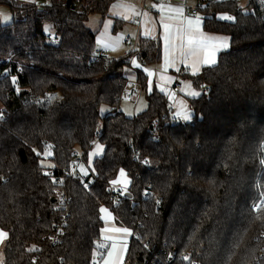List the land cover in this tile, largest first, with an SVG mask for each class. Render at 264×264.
I'll use <instances>...</instances> for the list:
<instances>
[{"label": "trees", "instance_id": "16d2710c", "mask_svg": "<svg viewBox=\"0 0 264 264\" xmlns=\"http://www.w3.org/2000/svg\"><path fill=\"white\" fill-rule=\"evenodd\" d=\"M114 1L0 0L11 12L10 23L0 18L5 264H94L101 207L132 231L125 264H264V0L200 5L205 30L230 36L231 48L194 79L204 92L189 101L190 122L172 117L166 92L144 71L136 80L146 110L133 117L121 110L129 84L123 71L134 58L158 63L162 47L141 39L125 57L99 51L87 22L106 17ZM221 13L233 21L219 20ZM102 106L110 108L106 116ZM97 143L104 152L90 164L92 175L71 176L75 154L88 162ZM47 145L52 167L42 162ZM121 168L131 183L117 203L108 182ZM59 182L68 196L63 210Z\"/></svg>", "mask_w": 264, "mask_h": 264}, {"label": "crops", "instance_id": "0c3cea01", "mask_svg": "<svg viewBox=\"0 0 264 264\" xmlns=\"http://www.w3.org/2000/svg\"><path fill=\"white\" fill-rule=\"evenodd\" d=\"M36 1V0H35ZM32 1L30 3H35ZM244 1V0H243ZM200 3L199 0H166L163 3H157L155 0H115L109 8L108 14L106 17H103L98 14H93L89 17L88 26L97 32V45L99 51L108 55L109 57L113 58H120L129 55L133 52V49H138L139 43L141 39H158L161 43L162 47V56L161 60L153 65L144 66L141 65L136 58L137 62L136 65L132 64V67L128 70L134 74L127 75L129 79L128 90L132 92L136 89V96L133 97V100H139L140 97H144L145 93L142 91L140 86L137 84L136 76L138 71H143V69L147 68L153 72V75L149 77L150 85L156 84L160 89L166 92L168 102L170 107L172 108V117L177 121L183 122H190L184 121L182 118H178L176 113L180 112V103L184 101L185 104L190 108V99L192 97L186 95L188 91V86L191 85L192 89L196 91H200L202 94L204 90L199 89L194 79L198 75H200L204 68L206 67H213L205 65L201 63L198 66V70L195 74H193L192 68V57H189L187 60H181L179 58V51L178 45L181 43L180 39L177 37L176 29L181 25V23L186 24L188 19H192L195 21L196 17L200 18V32L206 38H227L228 47L221 48L217 51V63L219 57L222 53L228 52L231 48V37L226 34L209 32L205 30L204 24L207 16L203 14V12L199 9ZM246 5V3H244ZM163 6V7H162ZM181 9V12L177 13L175 9ZM198 10V14H193L192 10ZM229 16L228 14H218L217 18L221 21H228L231 22L232 20H228L224 17ZM164 23H168L170 25L169 30V44L168 48L170 50L171 55L177 57V60L174 64H170L165 67V30L161 21ZM130 37L132 39V45L126 43L125 39ZM185 49H187V38L185 37L184 40ZM107 45V46H106ZM183 70H186V73H182ZM136 72V74L134 73ZM180 84L178 91H172L173 87L176 83ZM151 87V86H150ZM201 94V95H202ZM137 97V98H136ZM146 100V98H145ZM147 103V101H146ZM194 116L193 110H191ZM137 114V113H136ZM134 114V116L136 115ZM104 147L97 143L94 145L93 149L89 153V160L88 164L90 165L94 158L99 157L103 154ZM85 171L86 168L83 167ZM82 175L83 172L81 173ZM128 177V176H127ZM129 179V178H128ZM130 185V184H129ZM128 185V187H129ZM116 187V186H115ZM117 188V187H116ZM128 189V188H127ZM107 208V207H105ZM109 209V208H108ZM110 211V209H109ZM111 212V211H110ZM113 214V213H112ZM103 217V213H101V218ZM103 221V229L105 228H126L119 224L115 219L113 214V218L108 220L102 219ZM105 235H111L117 241V247L119 248L120 242L126 240L127 247L126 250L122 254V258L120 264L126 263V257L129 250L130 241L132 238V231L130 230V234L125 237L121 233H101V238L99 242V247L95 250V258L93 257L94 264H104V261L108 259L107 253L110 250L112 241L111 240H104ZM7 242V241H6ZM6 245V243H5ZM5 245L0 247V253L3 254L5 260ZM106 249V253H103V250ZM103 254V255H101ZM115 259V257H112Z\"/></svg>", "mask_w": 264, "mask_h": 264}, {"label": "snow or ice", "instance_id": "6c2138e0", "mask_svg": "<svg viewBox=\"0 0 264 264\" xmlns=\"http://www.w3.org/2000/svg\"><path fill=\"white\" fill-rule=\"evenodd\" d=\"M163 7V6H162ZM177 13L181 12V9H175ZM0 16L4 18V22L8 23L10 21V17L5 15L4 13L0 12ZM228 20L234 19L231 16L224 17ZM163 28L165 30V67H167L170 64H174L177 60V57L174 55H171L170 50L168 48L169 44V30L170 25L168 23H164V21H161ZM200 18L196 17L195 21L192 19H188L186 24L181 23V25L176 29L177 31V37L180 39L181 43L178 45V51H179V58L181 60H187L189 57H192V68H193V74H195L198 70V66L203 63L208 66H212L217 64V57L216 53L221 48H227L228 47V41L227 38L219 39V38H206L203 36V34L200 32ZM46 32L49 31L47 27L44 29ZM185 37L187 38V49H185L184 40ZM107 46V45H106ZM133 65H137V62L135 60L132 61ZM147 73L149 77L153 75V72L147 68L143 69ZM16 77H12L13 82L16 81ZM200 91H196L195 89L191 88V85L188 86V91L186 92V95L192 97L193 99L198 98L201 96ZM180 112H177L176 115L178 118H182L184 121H192L193 119V113L188 108V106L185 104L184 101H181L180 103ZM4 119V114L0 113V120ZM201 119H203V116H201ZM51 148V145H47L43 151V155L45 157L51 155V153L48 151V149ZM33 152L36 153L37 156L41 155L40 152H37L35 148L32 149ZM262 164H264V160L261 161ZM145 164H150V161L145 159ZM93 172L96 171L95 168L92 169ZM84 175H88L87 171H84ZM47 175V173H46ZM53 182H56L55 180ZM109 184L115 186L120 184L121 187L119 191L126 192L128 185L131 183V181L127 177V173L123 168L119 170V177L117 179L110 180L108 182ZM88 185L85 184V187ZM156 204L159 205L161 201L157 199ZM261 203L264 204V199L261 200ZM258 205H253V208L256 209ZM100 212L104 213L105 215L102 217V219L108 220L110 218H113L112 212L109 211L108 208L101 207ZM102 233H121L125 237H127L130 234V229L128 228H105L101 230ZM104 240H111L112 244L110 247V250L107 253L108 259L104 261V264H120L122 254L126 250L127 243L126 240L120 242L119 248L117 247V241L115 238L111 235H105ZM9 239V232L5 231L4 229L0 228V247L4 246L6 241ZM99 247V245H98ZM145 248L148 247L147 244L144 245ZM96 253H93V257L95 258ZM103 255V254H101ZM112 257H115V259H112ZM185 260L188 259V257L184 258ZM0 264H5V260L3 257V254L0 253Z\"/></svg>", "mask_w": 264, "mask_h": 264}, {"label": "built area", "instance_id": "2783aa9c", "mask_svg": "<svg viewBox=\"0 0 264 264\" xmlns=\"http://www.w3.org/2000/svg\"><path fill=\"white\" fill-rule=\"evenodd\" d=\"M157 3H163V2H165L166 0H155ZM200 1V3L202 4V5H207V4H210V3H215V2H217V1H219V0H199ZM252 0H244V2L247 4V3H249V2H251ZM193 14H198V10L197 9H195V10H192L191 11ZM47 38H48V40L51 42V43H55V38L51 35V34H49L48 36H47ZM125 41H126V43L127 44H129V45H132V39L130 38V37H127L126 39H125ZM140 64L141 65H144L142 62H140ZM182 73H186V70H183L182 71ZM179 87H180V84L177 82L176 84H175V86L173 87V89H172V91H178V89H179ZM136 92V89H134L132 92H131V94H133V93H135ZM130 95V93H129V91H125V93H124V97H128ZM81 166H83V167H85L86 168V170H87V172H88V175L89 174H91V169H90V165L87 163V161L85 160V158L82 156V155H80V154H75V156H74V159H73V161H72V163H71V167H72V172H71V176H73V177H77V178H81V179H84L85 178V175H82L81 173H80V167ZM54 170H51V171H49V175L51 176V177H54ZM92 175V174H91ZM61 185V186H60ZM58 186H59V188H60V192H59V197H58V208L60 209V210H63L64 208H65V204L68 202V196H67V193H66V190H65V187L64 186H62V183H58ZM109 192H110V194H111V198H112V200H114L115 202H119V201H121V196L124 194V192H122V191H119V188H116L115 186H113V185H110V187H109ZM67 221H68V218H64V221H63V223H62V226L61 227H56L55 228V231H54V233H53V235H51V239H52V241L54 242V243H56L58 240H59V237L62 235V228H63V226H65L66 225V223H67ZM106 249H104L103 250V253H106ZM174 253H172L171 255H170V257H169V262L171 263V262H173V257H174V255H173Z\"/></svg>", "mask_w": 264, "mask_h": 264}, {"label": "rangeland", "instance_id": "374dc122", "mask_svg": "<svg viewBox=\"0 0 264 264\" xmlns=\"http://www.w3.org/2000/svg\"><path fill=\"white\" fill-rule=\"evenodd\" d=\"M22 1H25L26 3L28 2H32V1H35V0H22ZM50 2V0H36L35 3H38V4H41V3H44V4H48ZM240 2L242 3V5H244V1L243 0H240ZM0 12L4 13L5 15H7L8 17L11 18V12H10V9H9V6L6 4V3H0ZM1 18V21L3 24H8L11 22V19L8 23H5L4 22V18L2 16H0ZM131 72L128 70V69H125L123 71V74L125 75H129ZM134 73L136 74V72L134 71ZM133 76L134 74L131 73ZM130 74V75H131ZM128 77V76H127ZM130 95L128 97H124L122 99V102H121V110L128 116V117H133L134 114H138V113H141L143 112L144 110H146L147 108V103H146V100H145V96L143 97H140L139 100H133V97L136 96L134 94L131 95V92H130V89L128 90ZM137 98V97H136ZM2 108V106L0 105V109ZM110 111V108L107 107V106H102L101 109H100V114L101 116H106ZM50 156V155H49ZM49 156L45 157L44 156V159H43V164L47 167H52V163L48 160ZM84 169H83V166L80 167V173H84ZM88 173V172H87ZM86 176V175H85ZM119 177V176H118ZM117 188L120 189L121 185L118 184V185H115ZM127 192V191H126ZM124 192V193H126ZM105 214L103 213V216Z\"/></svg>", "mask_w": 264, "mask_h": 264}]
</instances>
